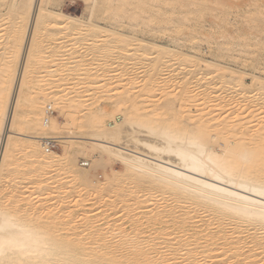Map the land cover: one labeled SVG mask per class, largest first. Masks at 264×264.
I'll return each mask as SVG.
<instances>
[{
    "label": "bare ground",
    "instance_id": "6f19581e",
    "mask_svg": "<svg viewBox=\"0 0 264 264\" xmlns=\"http://www.w3.org/2000/svg\"><path fill=\"white\" fill-rule=\"evenodd\" d=\"M6 1L0 0V19L4 17L1 21L6 25L2 30L4 39L0 40V264H264V105L253 111L248 108L254 96H264V79L226 63L179 54L131 35V41L138 45L153 46L158 55L176 56V62L195 67L200 80L207 79L208 84L218 81L214 84L222 85L219 88L226 97L220 100L219 95L223 96L215 85V92L198 88L195 95L192 90L195 96L200 94L198 101V97H190V91L188 94L180 89L174 97L178 102L192 97L200 102H194L199 109L188 118L191 130L175 120L158 119L156 110L142 113L137 108H115L109 115L101 108H91L79 114L75 112L79 103L73 95L49 89L39 97L36 93L33 96L32 81L38 70L46 68L41 43L62 33L63 24L100 34L91 37L83 33V40H111L116 36L128 39L129 33L117 32L97 21L98 8H106L107 0H87L85 17L51 12L49 0ZM164 2L174 4L175 0ZM137 5L150 9L157 3L116 0L115 10L121 14L113 18L119 20ZM129 6L131 9H127ZM188 21L189 17H184L175 22L181 27ZM247 79L258 85L256 92L249 90L254 95L245 92ZM230 85L233 92L227 90V94ZM77 90H70V94ZM248 98L251 100L247 104ZM218 99L229 107L220 117L217 106L209 107ZM172 105L167 103L175 119L180 113L175 116L177 111ZM52 107L62 123L53 114L48 119L42 117L46 116L45 109ZM110 119L113 125L107 123ZM254 119L261 123L258 129H254ZM249 121L255 127L247 126ZM48 138L60 143V153L45 152L42 140ZM86 156L90 162L78 161ZM112 164H118L127 175L129 189L122 182L116 184L115 175L122 174L110 170ZM49 169L64 170L74 185L73 191H84L86 197L88 193H107L112 186L120 193L125 188L121 196L124 200L110 208L123 209V202L128 206L116 214L99 211L97 214L115 217L103 220L105 228L98 225L94 229L91 219L79 227L76 217L66 216L68 210L57 226L42 225L38 217L29 216L36 208L32 200L19 205L22 200L16 197L18 208L5 205L8 183L19 175L28 181L21 186L24 200L36 190L47 193L56 189L44 183ZM99 169L104 171L102 181H90V173ZM11 189V193L19 191L17 187ZM76 205L84 208L79 209L80 216L87 218L90 212L82 207V200ZM22 208L28 209L24 216L20 215ZM89 233L95 238H86Z\"/></svg>",
    "mask_w": 264,
    "mask_h": 264
},
{
    "label": "rangeland",
    "instance_id": "374dc122",
    "mask_svg": "<svg viewBox=\"0 0 264 264\" xmlns=\"http://www.w3.org/2000/svg\"><path fill=\"white\" fill-rule=\"evenodd\" d=\"M164 1L156 0L158 7L153 6L150 9L146 6L138 7L137 5L136 10L125 12L126 14L122 15V18L119 20L117 17L121 13L120 10H115L114 4L116 0L105 1L104 4L107 7L98 8L96 14L97 21L102 25L108 24L107 26L114 27L117 32L125 31L129 33V36L127 35L128 39L125 37L126 40L124 37H122L124 39L122 40L121 37H117L116 35L111 40L108 38L112 42L110 44L106 37L105 39L102 37L96 39L86 37V40H83V33L92 34L93 36L91 37L100 35L95 34L98 33L95 30L92 31L82 27L77 28L63 24L62 33L56 35L51 40H45L41 43L43 51L41 58L46 68L41 69L42 71L38 70V75L32 81L31 92L33 96L36 97V93V95L39 94V97L43 91L47 93L46 90L49 89L63 92L64 94L67 93V95H73L79 103L75 110L79 114L86 113L91 108H101L109 115L115 112V108H137L142 113H149L156 110L158 119L162 121L175 120L177 121L176 123L191 130L192 123L191 120L188 121V118L191 116L190 113L192 115L196 114L195 110L199 109H196V104L200 102L195 101L201 98L198 97L200 94L195 96L198 92L196 89L211 88L215 92L213 88L215 85V88L218 86V91L221 92L219 87H222V85L214 84L218 83V81L208 84L207 79L204 80L203 78L200 80L199 78L201 76H197V69L195 67L189 68L181 62H176V59L178 60L176 56L169 54L158 55L155 51L157 48H154V50L151 48L153 46L150 45V47L148 45L142 47V44L138 45L137 42L131 41V37L145 40L151 45L154 43L156 45L166 46L167 49L174 50L179 54L192 55L207 61L226 63L233 69L245 71L264 79V0H185V2L184 0H175L174 4H165ZM87 3V0H49L48 10L66 16L85 17L87 14ZM198 6L200 8H197ZM127 9H131V7L129 6ZM3 11L4 9L1 12ZM115 16L117 17L113 18ZM127 17L131 22H128ZM184 17H189L190 21L180 27L175 21L183 19ZM1 18L0 35L2 38L0 37V40L3 41L5 31L2 32V30L6 25L4 23L5 21H1L4 20V17ZM113 21L116 23L112 24ZM83 29L85 32H83ZM68 34L75 36L70 35L71 37H67ZM73 37L79 39L72 40ZM81 37L82 39L80 40ZM1 43L3 45V42ZM172 63L174 65L169 66ZM185 69H193L194 72L185 74ZM170 71L171 73L169 75L171 76H167L166 74ZM245 83L247 86L245 92H248L249 95L253 94L249 90L256 92L258 89V85H252L253 83L248 79L247 81L245 80ZM249 85L250 87H248ZM230 86L231 89H226ZM230 86H223L227 94L233 92L232 85ZM77 88L78 90L75 93L70 94V90H76ZM233 88L235 91L238 87L233 86ZM145 89H150V92ZM180 89L183 91L187 90L188 94L193 90L192 92H195V95L191 92L190 97L193 95V97H198V99L196 98L194 101L192 97V100L183 99L181 102H178L174 97ZM221 89L225 92L223 88ZM227 90L230 92H227ZM236 92L239 91L236 90ZM219 94L223 96L225 93L221 92ZM224 96L221 98L219 95L220 100L226 97ZM261 96H258L260 99L257 96H254L252 100L251 98H248L249 100L247 99V104L251 100L248 104V108L251 109H249L250 111L256 110L257 106L262 107L264 105V101L262 102L264 96L262 98ZM171 99H173V102L170 101ZM220 100L218 99V102ZM168 102L174 104L172 106L177 111L174 113L175 116L177 113H180L175 119H173L174 115L171 114V111L168 110ZM218 102L217 104L210 103L209 107L215 109L212 106H217V110H219L217 114H220V117L229 107L227 109V107L223 106L225 103L221 104ZM221 106H223L222 111ZM52 111L53 116H56L57 122L62 123V117L58 115L53 107ZM42 117L45 119V114ZM253 122L256 123V127ZM253 122L254 125L252 123L249 125L250 121L246 124L247 126L255 127L254 129H258V124L261 123L256 120ZM107 123L113 125V120H107ZM56 144L57 149L54 151L60 153V143L56 142ZM78 161L80 163L90 162L88 156L79 158ZM80 168L87 167L80 166ZM110 170L117 171L118 175L119 173L122 174L121 176L115 175L114 181L116 180V184L122 182L123 187L126 186L125 188L131 186V181H127V175L121 172L122 168L118 164L110 165ZM48 171L44 177L46 178L44 183L51 187H56V189H52L47 193L42 192L44 195H41L42 193L36 190L31 194L29 199L24 200L23 198L26 195L20 193L23 191L21 186L28 181L20 178L21 176L19 175L17 176L18 178L8 183L9 194L4 199L5 205L11 207L13 204L14 207L18 208L15 203L17 201L16 197L22 200L19 205L32 200L31 202L36 203V208L33 210L35 213H30L29 216L38 217V221L42 225L54 223L57 226V222L60 223L64 219L62 215L65 216L66 210H68L69 215L66 216L76 217L77 219L75 221H79V227L85 225L91 219L94 229L98 225L102 228L106 220H112L115 217H111L112 219L109 217L113 215H107L106 217V215H102L103 212L97 214L99 211L103 209L109 210L108 214H113L120 210L125 211V208L128 206V203L123 202V209L119 208L120 206H115V209L110 208L112 204L124 200L121 196L126 191L125 188L120 193L121 191H117L116 187L112 186L111 189H108L109 191L107 193L106 191L104 192L105 194L88 193L86 197L82 195L84 191L81 193L73 191L74 185L70 183L69 174L64 170L57 171L49 169ZM90 174L93 176L90 178V181H102L104 177V171L100 169ZM11 187H17L19 191L16 189L14 190L15 192L11 193ZM81 200L82 207L86 206L85 210L93 216L90 214L86 215L87 218L80 216L82 214L80 210L84 208H80L76 205V202ZM95 202L98 204L93 205ZM27 210L22 208L20 215H26ZM89 234L86 238H95L94 233Z\"/></svg>",
    "mask_w": 264,
    "mask_h": 264
},
{
    "label": "built area",
    "instance_id": "2783aa9c",
    "mask_svg": "<svg viewBox=\"0 0 264 264\" xmlns=\"http://www.w3.org/2000/svg\"><path fill=\"white\" fill-rule=\"evenodd\" d=\"M53 114V111L50 108L46 109V116L45 118L48 119L49 115ZM42 144H43V149L45 150V152H52L54 150L57 149V144H56V140L54 139H43L42 140Z\"/></svg>",
    "mask_w": 264,
    "mask_h": 264
}]
</instances>
